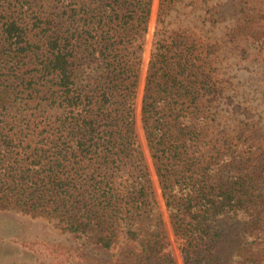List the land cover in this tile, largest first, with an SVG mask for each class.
<instances>
[{"label": "trees", "instance_id": "obj_1", "mask_svg": "<svg viewBox=\"0 0 264 264\" xmlns=\"http://www.w3.org/2000/svg\"><path fill=\"white\" fill-rule=\"evenodd\" d=\"M149 5L0 0V209L45 217L105 250L120 234L145 252L163 247L159 223H138L155 203L133 118ZM199 46L178 32L150 53L142 128L150 147L174 134L154 170L186 264H264L263 151L238 137L196 160L211 91Z\"/></svg>", "mask_w": 264, "mask_h": 264}, {"label": "rangeland", "instance_id": "obj_2", "mask_svg": "<svg viewBox=\"0 0 264 264\" xmlns=\"http://www.w3.org/2000/svg\"><path fill=\"white\" fill-rule=\"evenodd\" d=\"M178 32L200 44L211 85L198 113L203 118L198 126L202 137L197 163L202 164L224 139H247L264 153V0H173L169 4L150 0L138 51L133 118L155 203L151 213L138 217V223L149 231L159 223L163 247L145 252L138 241L120 234L105 250L45 217L0 209V264H159L161 255H167L171 264H186L154 170V153L170 144L174 134L168 132L150 147L140 110L154 42ZM11 103L15 104L13 99Z\"/></svg>", "mask_w": 264, "mask_h": 264}]
</instances>
